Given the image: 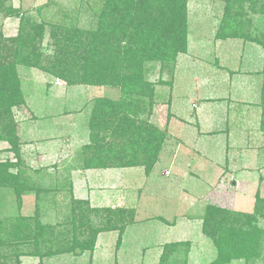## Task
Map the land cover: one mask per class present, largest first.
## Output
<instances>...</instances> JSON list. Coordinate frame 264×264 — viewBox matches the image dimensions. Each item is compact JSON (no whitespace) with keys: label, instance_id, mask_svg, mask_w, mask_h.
<instances>
[{"label":"trees","instance_id":"trees-1","mask_svg":"<svg viewBox=\"0 0 264 264\" xmlns=\"http://www.w3.org/2000/svg\"><path fill=\"white\" fill-rule=\"evenodd\" d=\"M98 1L101 8L95 28L52 26L49 39L54 52L48 54L42 44L50 24L41 15L48 7L39 9L36 21L15 8L12 0H0V14L18 22L15 38H7L0 27V143L9 145L0 149V190H8L15 203L14 215L0 221V264H21L23 257L43 263L78 250L93 251L102 232L118 231L120 243L127 226L124 222L133 212L126 215L121 209L92 208L87 201H66L70 196L67 178L46 183L42 170H35L36 178L28 175L22 166L15 114L26 104L19 67L60 79L68 89L86 86L118 92L117 99L92 101L89 144L77 153L83 169L143 168L150 174L170 138L168 126L159 127L152 117L159 86H167L172 93L177 59L189 53V0ZM263 12L264 0H226L220 25L216 31L213 28L215 41L236 40L264 49V35L254 21ZM243 13L247 19H241ZM156 69L158 80L151 81ZM261 75L264 110V66ZM172 116L168 108L167 121ZM3 153L15 159L4 160ZM28 193L35 195V210L26 216L21 212ZM258 201L263 203L256 210L264 217V201L257 196ZM63 204L69 212L62 221L42 222L47 213L44 207L58 209ZM201 220L202 234L216 249L215 259L208 264H264V235L255 225V215L209 205ZM190 251L187 241L166 244L159 264H188Z\"/></svg>","mask_w":264,"mask_h":264},{"label":"rangeland","instance_id":"rangeland-1","mask_svg":"<svg viewBox=\"0 0 264 264\" xmlns=\"http://www.w3.org/2000/svg\"><path fill=\"white\" fill-rule=\"evenodd\" d=\"M225 2L226 0H189L190 48L187 55H180L178 57L180 61L182 60L185 63L187 69L191 60H196L200 57L209 64L208 67L211 66L215 71V73H212L214 75H209L214 80H219L221 76H219L218 71L221 65L216 63L218 60L223 66L231 68L232 71L238 70L240 65L243 70H255L264 61L261 55L254 50L261 51L262 49L258 46L248 43L244 44L236 40L219 44L218 41H215L213 32L220 25L225 11ZM12 5L15 8L23 10L31 20L36 19V21L40 19L39 9L41 7L42 9L43 7H48V9L42 10L41 14H45L43 18L50 24V26L48 25L45 40L42 44V49L48 54L54 52V47H50L51 41L49 39L52 26L63 28L76 27L83 30L94 29L97 25L96 19H98L97 10L101 8V2L98 0H12ZM260 15L257 14L254 17V21L256 26L259 27L260 33L264 35V16ZM241 17L242 20L247 19L244 13ZM0 27H2L7 38H15V35L18 33V22L11 18L7 19L1 14ZM177 67L178 65H176V71ZM194 68L188 69V75L182 76L181 82L175 89L176 97L174 105L178 112V118H176V126L172 127V130L176 128L173 133H176L178 128L181 135L187 134L186 132L189 133L190 130L188 128L185 127V131L182 132L184 126L180 128L178 125L185 123L182 119H186L192 114L196 115V112L199 114V110H194L192 106L193 104L198 106L200 102V100H197L193 96L196 95L194 91L197 83H200L196 80L197 75H195L194 79L190 78L191 76L194 77L193 73H199V70L196 71ZM156 70L155 74L150 76L151 81L158 80V69ZM206 72L209 73L207 69ZM19 73L23 79L27 110L32 111L34 115H38L39 118L36 123L32 120L21 122L23 124V142L28 144L31 142L29 144L31 146L23 147L26 152L24 153L22 166L26 170L28 169V175L36 178L37 174L35 170H38L37 167L43 165L40 170L43 171L44 176H47L46 183L67 178L66 167H63V165L58 166L55 170L49 167L51 166L50 161H52L50 160L51 156L47 157L50 160L49 162H47L48 160L43 162V164L39 163L40 161L36 162L38 155H35L33 140L39 141L42 138L52 137L57 138V141L53 140L52 144L55 142V145H59L62 141H67L71 137L72 143L71 147L67 149V153L63 147H61V151L59 152V149H54L57 153L55 155L57 157V165L61 164L62 159H67L66 163L68 165L70 162L78 164L77 153L83 146L89 144L88 119L92 109L91 100L97 97H117L118 92L110 88L86 86H76L68 89L66 83L62 80L36 69L21 67ZM202 75L203 73L200 74V76ZM225 79L228 82L229 76L226 75ZM216 84L220 85V82ZM225 88L226 90L228 89L226 86ZM158 93V104L155 107L156 114L153 115L154 122L161 128H165L167 125V109L169 108L168 101L170 99L168 94L171 93V89L169 90L167 86H159ZM172 94L173 90L171 97ZM235 109L237 110L238 108ZM78 110H80L79 113H73ZM65 112H68L69 116H67L68 113L64 114ZM258 112L260 113V111ZM24 113L27 114L26 117L32 116L31 112ZM71 121L77 123L72 124ZM256 138H254L255 143L257 144L258 141L259 144L261 136L258 134ZM8 146L6 144L2 145V147H7V149ZM212 146H214V150L210 148ZM216 147V143L211 142V145L208 146V151L216 154ZM48 151L52 153V150L48 149ZM174 151H176L175 148L165 149L162 152L160 162L152 173L150 180L146 182H142L141 177L139 179L138 175L134 176L133 174V172L143 173L142 169L110 170L106 172V176L104 175L103 178L98 177L94 181L95 184L106 185L108 189H112L111 195L106 194L110 202L104 201V204L136 209L135 217L138 220V224L128 228L125 235L126 245L124 247L125 251L127 249V254H123L122 258H132L137 264H142L140 262L142 259H144L143 264H158L159 248L161 246L163 248L168 243L191 241L193 247L189 255L190 264H208L216 255V250L211 241L202 234L201 230V219L205 214L206 207L209 205L227 207L234 211L249 214L251 217L255 215L257 222H255V225L263 230L264 235V217H261L256 210L263 203L257 202V196L264 201V182L262 180L255 179L254 175L248 172L244 176H238V186L233 187L231 181L222 183L220 186L219 183L214 184L215 179L214 181L211 179L215 168L208 165L203 181L195 182L196 180L192 179V182H189L191 180H185L186 183L184 184L183 179L175 177L176 173L173 163L177 162L176 167H178L179 160L171 157ZM183 153L184 151H182V155ZM182 155L180 154V157ZM7 158L15 159L12 154L5 153L3 159ZM73 164L72 166H74ZM183 166L180 164L178 170ZM168 167L174 173V177L171 179L163 176L164 170ZM13 172H16V170ZM183 172L188 174V168L183 167ZM63 175L66 176L63 177ZM26 196V205L23 207L21 213L27 216L33 214L35 200L33 199V193H28ZM14 205L12 194L6 189H1L0 221H5L14 215ZM44 209L43 212L47 210V213L43 216V223L60 222L64 214L69 212L66 204L60 205L59 210L51 206H46ZM153 217H162V220H158V218L153 220ZM175 220H177V224L175 226L171 225ZM128 221L129 219L125 220V222ZM114 234L110 233V237H112L111 244L115 246V236L117 234L115 236ZM110 250H112L111 254L113 255L114 250ZM24 260L26 264H37L31 258ZM70 260L74 259L68 258L66 260L64 257H55L48 259L46 264H75V260L74 262Z\"/></svg>","mask_w":264,"mask_h":264},{"label":"crops","instance_id":"crops-1","mask_svg":"<svg viewBox=\"0 0 264 264\" xmlns=\"http://www.w3.org/2000/svg\"><path fill=\"white\" fill-rule=\"evenodd\" d=\"M189 41L191 42V40ZM228 41H232V40H228ZM223 42H227V41H218V44ZM253 45L258 46L256 44ZM254 50L255 52L261 55L262 59H264V49H262L261 51H258L256 49ZM177 60H178L177 62L178 67H177V71L175 72L173 94L169 105L170 111L173 116L171 120L167 121V125H166L168 126L170 138L166 142V145L164 146L162 151L164 152L165 149L169 150L175 148L176 151H174L171 157L179 160L178 167L181 164L184 165L183 166L184 168H188V174H185V172H183V167L179 168L180 170H182L180 171L178 170V167H176L177 162L173 163V166L175 167L174 170L176 173L175 177H177V179L178 178L183 179L184 181L183 180L182 181L184 182V184L186 183L185 180L186 181L191 180L189 182H192V179L196 180L195 182L203 181V179L205 178L204 177L205 171L207 173L208 165H210L215 168V171L213 172L211 179L213 181L215 179L214 184L219 183L220 186L222 183L228 181L232 182L233 187L238 186L239 185L237 182L238 176L241 175L244 176L248 172H251L254 175L255 179L258 178L264 182L263 179L264 178V110L260 105L262 83H263V77L261 75V71L263 70L264 61L262 64L257 66L255 70H243L240 65L238 70L232 71L231 68H227L223 66L218 60L219 61L218 65H221L220 66L221 68H218L219 76L220 75L221 76L219 77V80H214V78L209 77V75L215 73V71L212 69L211 66L208 67L209 64L207 62L203 61L200 57L197 58L196 60L195 59L191 60L189 62L188 69L195 67L194 69L196 71L199 70V73L198 72L193 73L194 77L192 76L190 77L191 79H194L195 75H197L198 77H196V80L197 82H200L199 84L197 83V86L194 91L196 92V95H193L194 97L197 98V100H200V102L198 106L195 104L192 105L194 110H199V114L196 112V115L192 114L194 116L191 115L186 119H182L185 123L178 126L180 128L181 126H184V130L182 132L185 131V127L188 128L190 132L189 133L186 132L187 134L181 135L180 131H178L179 128L177 129L176 133H173V131H175L176 128L175 130H172V127L177 122L176 118H178L177 117L178 112L174 105V101L176 97L175 89L178 87L179 83L181 82L182 76L188 75V69L185 63L182 62V60L181 61L179 59ZM20 68L21 67H19V69ZM206 69L209 73L206 72ZM201 73H203L202 76H200ZM226 75L229 76L228 82L225 79ZM21 80L23 86L22 77ZM215 81L216 83L220 82V85H217ZM225 86L228 87L227 90ZM23 92L26 101V94L24 91V87H23ZM117 98L118 95L117 97H113L112 99H117ZM26 105H27V101L24 106H22L20 109L15 110L16 120L18 122V135L22 142L23 160H24V153L26 152L23 147L31 146L29 145L31 144V142L29 144L23 142L22 139L23 124H21V122L23 123L32 120L34 121V123H36L39 119L38 115H34L32 111L27 110ZM235 108L238 109L236 110ZM258 111H260V113ZM24 112L27 113L31 112L32 116L26 117L27 114H25ZM79 112L80 110L74 111L73 113H79ZM67 113L68 112H65L64 114ZM67 116H69V113L67 114ZM152 122L154 124H157L156 122H154V116L152 117ZM71 123L74 124L77 122L71 121ZM258 134L259 136H261V141L259 144L257 141L256 144L255 139H257L256 136ZM221 136H223L224 138ZM53 140L57 141V138L49 137V138H42L39 141L33 140L35 146L34 152L35 155H38L36 157L37 160L36 162L40 161L39 163L43 164V162H46L48 160L47 157L51 156L52 158L50 160L52 161L50 160L47 161V162L50 161L51 163V166L49 167H51L54 170L61 165H63V167H66L65 168L67 173L66 180H68L69 183L68 190L70 191L69 192L70 196H67L66 201H69L70 199H74L77 202L87 201L92 208H98V209L111 208L112 210L121 209L126 211V215L130 214V212L133 210V212H131V215L127 216V219H129V221L125 222V224L127 223V226L122 235L120 243L118 242V236H119L118 231L102 232L97 236L93 251H85L81 253L80 250H78L75 253L73 252L68 254H62L55 257H64L66 260H68V258L74 259L75 262L74 260H70V261L74 262L75 264H137L135 261L132 260V258L121 257L123 254L124 255L127 254V249L125 251L124 247L126 245L125 235L128 231V228L130 226L138 224V220L135 217L136 209L135 208L130 209L124 206L120 207V205L109 206V204H104V201L110 202L108 196L106 197V194L108 193V195H111L112 189H108L106 185H100L94 183V181H96L98 177L103 178L104 175L106 176L107 171L122 170V169L119 168L83 169L80 165L73 164L72 162H70V164L68 165V163H66L67 159H62L61 164L57 165L58 164L57 157L55 156L57 153L54 149H59L58 150L59 152L61 151V147H63L67 153V149L71 147L72 140L70 137L67 141L64 142L62 141L59 145H55V142L52 144ZM211 142H214L217 145L215 151L216 154L210 153L208 151L209 150L208 146L211 145ZM3 144L8 145L5 142H1L0 149L2 150L7 149V147H2ZM213 147L214 146L210 148L214 150ZM48 149L52 150V153H50ZM182 151H184L183 155H182ZM4 154L5 153L2 154V158ZM180 154L182 155V157H180ZM158 163L156 164L154 169L150 172V174H146L143 168H126V169L127 170L142 169L144 175H142L143 173L141 172H137V173L133 172V174L134 176L138 175L139 179L141 177L142 182H146L150 180L152 173L154 172ZM72 164L74 166H72ZM42 166L43 165H41V167ZM41 167H37V169L40 170ZM163 176L165 178L171 179L172 177H174V173L171 170V168L168 167L167 169L164 170ZM25 196L26 195L23 196L24 206L26 205L25 199L27 197ZM157 218L158 220H160L162 217H153V220H156ZM176 224H177V220L171 223V225L173 226H175ZM110 233L117 234V236H115L114 234V236L116 237L115 246L111 244L112 237H110L111 236ZM177 242H186V241H177ZM187 242L191 243V241H187ZM161 247L159 248L160 252L158 256L159 257L158 264L160 263V258L163 251V248ZM192 247L193 244L191 243V249ZM110 249L114 250L113 255L111 254L112 250ZM55 257L48 259H53ZM27 258L28 259L31 258V260H33L34 263L37 262V264H46V261L48 260L46 259L42 263L38 258L23 257L21 259V264H26V261L24 259ZM214 259L215 258H212L211 261H213ZM140 262L143 264L144 259L140 260ZM188 264H190V261H188Z\"/></svg>","mask_w":264,"mask_h":264}]
</instances>
